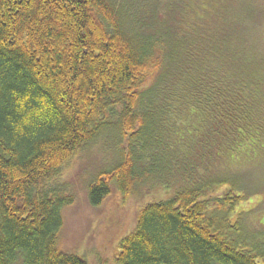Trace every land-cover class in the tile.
I'll return each instance as SVG.
<instances>
[{
  "label": "trees",
  "instance_id": "1",
  "mask_svg": "<svg viewBox=\"0 0 264 264\" xmlns=\"http://www.w3.org/2000/svg\"><path fill=\"white\" fill-rule=\"evenodd\" d=\"M76 159L92 207L163 194L115 264H264V0H0V264H88Z\"/></svg>",
  "mask_w": 264,
  "mask_h": 264
},
{
  "label": "rangeland",
  "instance_id": "2",
  "mask_svg": "<svg viewBox=\"0 0 264 264\" xmlns=\"http://www.w3.org/2000/svg\"><path fill=\"white\" fill-rule=\"evenodd\" d=\"M94 152L104 159L101 151L95 149ZM80 164L77 159L73 160L62 175V180L69 182L74 189L75 201L65 209L60 245L66 251L84 256L88 264H115L122 237L133 231L142 208L163 194H132L126 198L114 190L101 207H92L84 187L93 177L94 171L91 170L94 167L81 170ZM261 202V198H256L252 203L244 204L242 209L259 206V213H262L256 219L264 222V203L261 205Z\"/></svg>",
  "mask_w": 264,
  "mask_h": 264
}]
</instances>
